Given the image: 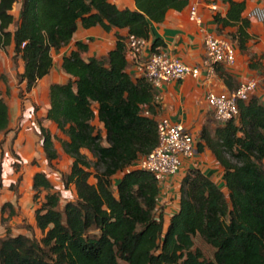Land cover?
Instances as JSON below:
<instances>
[{"label": "trees", "instance_id": "1", "mask_svg": "<svg viewBox=\"0 0 264 264\" xmlns=\"http://www.w3.org/2000/svg\"><path fill=\"white\" fill-rule=\"evenodd\" d=\"M134 1L135 9L130 10L108 0H0V50L12 46L13 60L22 63L18 81L30 93L53 68L51 53L71 42L78 25L106 32L125 29L148 40L151 24L188 4ZM218 1L227 5L224 16H213L218 32L233 29L227 37L248 55V68L258 70L260 64L248 47L252 20L243 16L245 3ZM17 3L15 23L11 12ZM124 41L117 35L107 55L87 60L82 54L88 46L76 42L62 58L68 79L49 86L44 116L62 138L44 127L40 135L48 163L59 155L55 140L71 159L65 187L74 188L76 199L60 210L51 182L44 173H35L32 190L37 198L43 195V201L34 221L42 237L0 238V264H264V104L252 96L239 102L236 119L223 126H203L204 144L198 151H211L223 170L226 192L198 168L188 169L180 182L178 209L165 226L158 182L151 173L134 168L157 145L152 117L158 105L150 84L127 73ZM162 46L155 39L150 50ZM215 71L229 92L237 88L227 71ZM0 79L7 84L4 76ZM9 124V108L0 94V133L8 131ZM197 237L212 248L211 259L195 248Z\"/></svg>", "mask_w": 264, "mask_h": 264}, {"label": "crops", "instance_id": "2", "mask_svg": "<svg viewBox=\"0 0 264 264\" xmlns=\"http://www.w3.org/2000/svg\"><path fill=\"white\" fill-rule=\"evenodd\" d=\"M187 6L181 11L169 10L165 19L161 23H153L150 27V33L148 37V51H150V45L155 39H159L163 46L164 51L170 55L178 58L183 63L189 66H199L200 76L197 79L186 77L178 82H170L163 85L159 95L160 100L158 102V108L155 116H165L174 123H179L183 128L191 134L195 140L196 154L194 158V165L192 162L185 160L179 171V173L164 183L163 191L169 192L172 188L177 189V201L173 205V211L168 216L163 214L166 225L170 216L175 213L179 205L180 197V182L185 173L190 168H198L201 172L211 178V180L223 191L226 192L225 185L222 181L223 170L219 166L217 160L211 153V151L204 147L201 152L198 151L199 144H204L200 140V132L205 125L216 126V122L213 120L211 113L209 112L204 96L209 89L216 91H229L215 69L224 70L220 66H213L214 73L211 74L210 69L204 66L207 61V54L205 50L204 41L208 34L215 36H227L233 29L226 28L224 31L218 32L217 25L213 21V16L216 13L224 16L226 13L227 5H224L218 0H187ZM245 3V11L243 16L246 17V13L256 6H264V0H236ZM109 3L115 5L119 9H135L134 0H108ZM17 5V20L20 9V3ZM15 5L12 10V15ZM191 6H196L200 23H194L189 20V9ZM14 27V26H12ZM11 27V30H13ZM251 40L248 43L249 52L251 55H255V61L259 62L260 68L258 70H251L248 68V55L243 54L236 49L237 63L236 67L228 73L234 79L235 84H239L249 77H255L259 70L264 67V25L252 20L251 26L248 30ZM124 36L126 38L127 31L123 30H111L109 32L104 31L101 27L95 26L89 29H84L81 25H78L75 34L71 42L62 47L59 51L52 52L53 62L57 58L55 70V62L50 73L40 80L37 84L41 88V94H44L48 98V88L52 84H63L67 81L68 76L61 69V62L64 56H67L72 50L75 49L76 42H82L88 46L86 53L82 54V58L87 60L88 58H100L108 54L116 43V36ZM12 51V46L9 47ZM13 53V52H12ZM55 57V58H54ZM127 73L132 79H135L131 66L128 64ZM258 76V75H257ZM261 80L260 87L256 92V97L264 104V77L258 76ZM34 89H32L33 91ZM10 125V124H9ZM212 127V128H213ZM211 128V129H212ZM210 135L213 133L209 130ZM161 196V190H160ZM165 225V226H166Z\"/></svg>", "mask_w": 264, "mask_h": 264}, {"label": "rangeland", "instance_id": "3", "mask_svg": "<svg viewBox=\"0 0 264 264\" xmlns=\"http://www.w3.org/2000/svg\"><path fill=\"white\" fill-rule=\"evenodd\" d=\"M13 14L16 23L17 5ZM12 56L13 53L9 47L0 50V76H4L7 81V84H4L0 79V94L9 108L10 116L8 131L0 133V238L22 234L40 240L42 236L35 226L34 211L43 201V195L39 198L35 197L32 190V177L37 172L46 175L60 197L59 209L62 210L65 203L76 199L74 188L65 187V178L72 161L62 152L58 141L55 140L58 158L52 163L47 162L42 149L40 128L48 129L58 138L62 136L56 131L54 125L44 120L48 109L47 96L45 93L41 94V88L37 85L30 93L25 91V85L18 81L22 63L19 60H13ZM54 62L55 70L59 71L56 68L57 58ZM257 75L264 77V67ZM93 123L104 133L101 125L97 122ZM83 153L89 160L95 162L89 152L83 151ZM119 178L118 174L114 180ZM90 181L93 182L92 179ZM163 189L164 186L161 187L159 207L162 213L168 216L173 211V205L176 204L178 192L177 189L172 188L165 193ZM10 211L14 215L8 216ZM194 243L195 248H199L206 259L212 258L211 247L204 244L198 237L194 239Z\"/></svg>", "mask_w": 264, "mask_h": 264}, {"label": "built area", "instance_id": "4", "mask_svg": "<svg viewBox=\"0 0 264 264\" xmlns=\"http://www.w3.org/2000/svg\"><path fill=\"white\" fill-rule=\"evenodd\" d=\"M246 18L264 25V6H256L246 13ZM189 20L200 23L196 6L189 9ZM207 61L204 66L214 73L213 66H220L229 72L236 67V46L231 39L208 34L204 41ZM24 44H22V47ZM147 40L127 35L124 41V53L127 64L136 78H143L154 92V103L160 100L159 92L164 84L178 82L186 77L197 79L199 66H189L170 55L162 48L148 51ZM135 78V79H136ZM258 76L249 77L239 83L234 91H216L209 89L204 100L213 120L220 126L234 120L239 115V102H247L255 96L260 87ZM148 115L147 111H144ZM149 116V115H148ZM157 133L156 147L144 158L136 162L134 168L151 173L161 187L169 178L177 175L185 160L194 162L195 140L181 124L172 122L165 116L152 117Z\"/></svg>", "mask_w": 264, "mask_h": 264}]
</instances>
